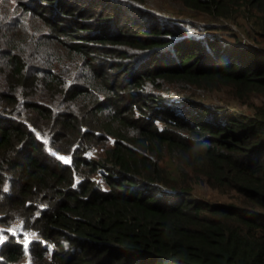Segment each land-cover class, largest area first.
Masks as SVG:
<instances>
[{"label": "trees", "instance_id": "1", "mask_svg": "<svg viewBox=\"0 0 264 264\" xmlns=\"http://www.w3.org/2000/svg\"><path fill=\"white\" fill-rule=\"evenodd\" d=\"M151 2L0 0V264H264V0Z\"/></svg>", "mask_w": 264, "mask_h": 264}, {"label": "rangeland", "instance_id": "2", "mask_svg": "<svg viewBox=\"0 0 264 264\" xmlns=\"http://www.w3.org/2000/svg\"><path fill=\"white\" fill-rule=\"evenodd\" d=\"M151 4H152L151 9L158 11V12H161L165 6V4L163 3V0H152ZM191 20L198 22L194 18H192ZM212 24H216V23H212ZM230 25L233 27V29L235 31H238V32L240 31L239 28L235 24L230 23ZM244 45L245 46H248V45L255 46L257 44H255V43L251 42L249 39H247L245 41ZM262 98H264V94L255 95L252 97V101L255 103H259L262 100ZM205 100L208 102H214V103L224 104V105H228V106L231 105L235 109L240 110V111H244L246 113L251 112V109L249 107H247V105H243L242 103H238V102L235 103L232 100L230 93L226 90H220L219 89V90H214L213 92L210 91L205 96ZM195 194L199 197H203V198L208 197L211 199L218 200L219 202H231L232 201V198H230V196L228 194L222 193L218 190L216 191L213 188H210L209 186L201 185V184L195 185ZM8 231L9 230L7 227H4L3 225L0 224V244L7 238ZM32 238H33L32 234H25V236L23 237V240H22L25 247L28 246V243ZM29 262L30 261L28 258H25L23 261L24 264H29Z\"/></svg>", "mask_w": 264, "mask_h": 264}, {"label": "snow or ice", "instance_id": "3", "mask_svg": "<svg viewBox=\"0 0 264 264\" xmlns=\"http://www.w3.org/2000/svg\"><path fill=\"white\" fill-rule=\"evenodd\" d=\"M63 159V158H62Z\"/></svg>", "mask_w": 264, "mask_h": 264}]
</instances>
